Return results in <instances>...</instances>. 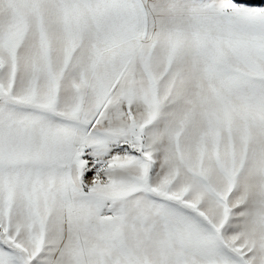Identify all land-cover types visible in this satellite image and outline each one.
<instances>
[{
	"label": "snow or ice",
	"instance_id": "snow-or-ice-1",
	"mask_svg": "<svg viewBox=\"0 0 264 264\" xmlns=\"http://www.w3.org/2000/svg\"><path fill=\"white\" fill-rule=\"evenodd\" d=\"M0 264H264V0H0Z\"/></svg>",
	"mask_w": 264,
	"mask_h": 264
}]
</instances>
